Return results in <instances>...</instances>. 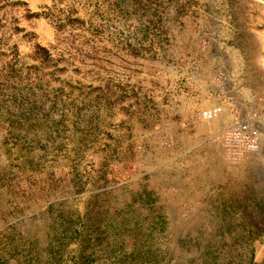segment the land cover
Instances as JSON below:
<instances>
[{
    "label": "rangeland",
    "instance_id": "1",
    "mask_svg": "<svg viewBox=\"0 0 264 264\" xmlns=\"http://www.w3.org/2000/svg\"><path fill=\"white\" fill-rule=\"evenodd\" d=\"M263 89L264 0H0V264H264Z\"/></svg>",
    "mask_w": 264,
    "mask_h": 264
},
{
    "label": "built area",
    "instance_id": "2",
    "mask_svg": "<svg viewBox=\"0 0 264 264\" xmlns=\"http://www.w3.org/2000/svg\"><path fill=\"white\" fill-rule=\"evenodd\" d=\"M260 102L264 112V89L260 93ZM224 111L219 102L202 108L199 117L202 120H212ZM251 119H240L221 135V145L229 156L240 154L244 151L256 150L260 142V128Z\"/></svg>",
    "mask_w": 264,
    "mask_h": 264
},
{
    "label": "bare ground",
    "instance_id": "3",
    "mask_svg": "<svg viewBox=\"0 0 264 264\" xmlns=\"http://www.w3.org/2000/svg\"><path fill=\"white\" fill-rule=\"evenodd\" d=\"M42 27H43V29H42V33H43L45 36H48L49 33H48V27L46 26V24L42 23ZM226 114L228 115L227 111H226V112L223 111V112L221 113L220 116H217L216 118H214L215 120H214L211 124L216 128L215 131H218V130L224 128V127H227V125H226L225 122H224V116H225ZM228 117H229V116H228ZM229 119H230V117H229ZM212 120H213V119H212ZM202 121H203V120H202ZM211 127H212V126H211ZM201 128H203V130L205 129L203 126H202ZM215 128H214V129H215ZM214 129H213V130H214Z\"/></svg>",
    "mask_w": 264,
    "mask_h": 264
},
{
    "label": "crops",
    "instance_id": "4",
    "mask_svg": "<svg viewBox=\"0 0 264 264\" xmlns=\"http://www.w3.org/2000/svg\"><path fill=\"white\" fill-rule=\"evenodd\" d=\"M222 104V103H221Z\"/></svg>",
    "mask_w": 264,
    "mask_h": 264
}]
</instances>
